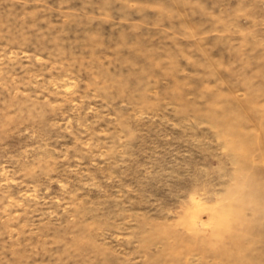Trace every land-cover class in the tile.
I'll use <instances>...</instances> for the list:
<instances>
[{
    "label": "rangeland",
    "instance_id": "1",
    "mask_svg": "<svg viewBox=\"0 0 264 264\" xmlns=\"http://www.w3.org/2000/svg\"><path fill=\"white\" fill-rule=\"evenodd\" d=\"M0 264H264V0H0Z\"/></svg>",
    "mask_w": 264,
    "mask_h": 264
}]
</instances>
